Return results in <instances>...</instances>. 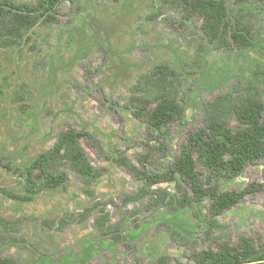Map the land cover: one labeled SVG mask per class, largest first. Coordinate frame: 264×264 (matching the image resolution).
<instances>
[{
  "label": "rangeland",
  "instance_id": "1",
  "mask_svg": "<svg viewBox=\"0 0 264 264\" xmlns=\"http://www.w3.org/2000/svg\"><path fill=\"white\" fill-rule=\"evenodd\" d=\"M77 1L61 6L58 24L38 25L29 41L0 48V217L15 224L12 230L0 225V256L18 264H152L169 255L174 264H196L191 250L209 249L213 237L231 244L247 237L263 246L264 159L219 185L222 191L257 188L218 217L210 237L209 198L178 213L154 208L150 195L129 199L145 182L117 159L126 158L142 172H161L201 125L204 100L235 79L264 89V9L255 47L239 51L209 44L202 19L186 18L166 0ZM227 2L235 10L234 0ZM162 61L180 71L187 104L185 117L165 138L151 135L127 106L139 77ZM70 127L94 134L99 147L82 144L103 175L87 185L68 164L54 162L48 170L69 175L65 189L42 191L31 202L11 199L9 193L25 191L23 171ZM198 172L205 183L210 173L202 166ZM34 177L38 184L45 181L39 168ZM175 186L153 188L175 194ZM103 214L105 234L97 227ZM117 224L122 226L118 241L112 227ZM171 228L190 237L193 248L171 241Z\"/></svg>",
  "mask_w": 264,
  "mask_h": 264
},
{
  "label": "trees",
  "instance_id": "2",
  "mask_svg": "<svg viewBox=\"0 0 264 264\" xmlns=\"http://www.w3.org/2000/svg\"><path fill=\"white\" fill-rule=\"evenodd\" d=\"M77 0H35L32 3L18 0H0V48H12L29 41V33L38 25H56L59 12L65 2ZM78 2V1H77ZM171 6L184 11L186 18L197 16L202 19V32L211 45L218 48H235L248 51L255 47L261 35L258 28L259 14L264 9V0H234L235 10L227 0H166ZM263 73L256 74L261 76ZM255 75V76H256ZM183 79L168 61L156 64L149 72L139 77L131 89L128 108L133 118L147 126L154 137L167 136L166 131L184 117L187 109L186 98L180 87ZM82 140L89 146L98 144L94 134L70 127L64 131L54 148L39 157L23 171L26 188L23 194L9 193L19 202H31L42 191L65 189L69 182L66 172L48 170L54 162L68 164L89 185L103 175L95 168ZM163 144V143H161ZM148 158V157H146ZM264 159V89L257 83L233 80L223 87L212 99L204 100L201 125L189 133L187 143L180 155L164 165L161 172H142L131 161L117 159L134 176L145 182L135 196L136 200L150 195L154 208H163L171 213L189 209L209 198L206 236L213 235L218 226V217L241 203L256 191L249 186L244 191H222L220 184L240 176L250 163ZM199 166L209 174L202 183ZM39 168L45 181L38 184L34 169ZM175 182L176 193L167 189H154L158 184ZM103 213V212H102ZM45 225L53 227L50 221ZM108 216L103 214L98 230L106 232ZM5 229H15L12 221L0 217ZM116 241L120 240L121 225L115 226ZM170 239L176 245L192 249L195 243L178 230L170 229ZM214 246L202 251H193L191 258L196 264H264V245L258 246L253 239L242 237L237 244L212 238ZM0 264H18L10 257L0 256ZM152 264H174L169 255L156 258Z\"/></svg>",
  "mask_w": 264,
  "mask_h": 264
}]
</instances>
